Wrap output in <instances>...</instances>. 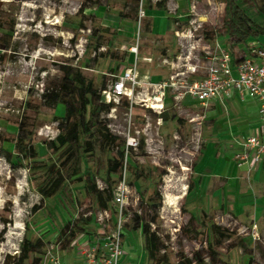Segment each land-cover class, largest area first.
I'll list each match as a JSON object with an SVG mask.
<instances>
[{
    "label": "rangeland",
    "instance_id": "1",
    "mask_svg": "<svg viewBox=\"0 0 264 264\" xmlns=\"http://www.w3.org/2000/svg\"><path fill=\"white\" fill-rule=\"evenodd\" d=\"M156 1L0 0V264H10L17 258L26 232L28 237H41L46 242L43 264L49 261L47 248L59 251L62 257L64 248L57 245L59 229L74 222L79 214L99 211L84 181L66 182L56 195L46 199L37 190L36 181H41L44 164L58 157L46 143L55 140L60 132L59 121L54 116L64 115L68 95L63 93L61 102L53 108L45 102L44 93L60 85L64 76L62 67L65 64L80 66L100 88L103 79L108 85L111 83L117 63H121V71L129 67L126 63L129 55L137 50L140 80L168 78L174 70L164 65L162 59L165 56L175 59L180 54L174 19L181 15L188 18L184 28L192 22H202L205 30H215L217 40H223L225 0H166V11L152 8ZM82 6L86 15L84 25H80ZM240 7L249 18L264 23V0L240 3ZM148 19L153 25L146 28ZM12 21L13 29L10 28ZM155 22L161 25L157 30H154ZM94 29L106 38L99 49L94 43ZM212 41L211 38L201 41L194 53L202 58V44L212 45ZM231 43L228 41L229 45ZM259 45H262L261 40L256 37L247 42L248 49ZM240 48V44L232 43L231 49L237 58L242 52ZM192 61L197 62L195 58ZM198 70L196 78L203 75L200 67ZM103 100L107 102L104 95ZM127 101L126 97L122 98L100 118L119 136V142H124V147L129 135L145 141L144 150L140 147L130 150L129 162L150 173L144 180H135L131 171L125 170L118 184L125 187L123 208L140 209L146 216L149 214L146 205L156 200L151 198L154 191L162 194L159 218L152 225L165 244L160 256L165 254L172 264H178L180 254L196 258L192 264H264V167L257 165L239 172L240 177L227 186L223 195L225 207L213 206L209 224L199 227L204 236L185 235L182 227L190 213L197 215L198 224L201 219L199 207L193 206L187 188L195 176L194 164L205 142V122L198 119L202 107L195 101L176 104L172 95L166 98L161 112L140 104L130 109ZM22 116L29 118L26 126L34 132L33 143L39 155L22 164H13L2 152L10 150L14 159L18 156V149L10 139L18 135ZM115 151V148L103 151L97 147L92 153L82 152L81 176L93 172L97 185L105 186L106 161ZM161 173L162 180L158 182ZM34 204H39L41 209L33 214ZM116 208L113 203L111 212L115 217ZM212 223L229 231L225 233L223 245L216 247L219 252L216 262L211 260L207 249V242L213 236L209 228ZM129 226L126 220L122 243L127 254L120 257L119 264L133 261L134 264H158L146 258L144 238L139 237L137 246L135 233L130 232ZM134 245L137 250L132 251L131 261L129 251L136 248Z\"/></svg>",
    "mask_w": 264,
    "mask_h": 264
},
{
    "label": "trees",
    "instance_id": "2",
    "mask_svg": "<svg viewBox=\"0 0 264 264\" xmlns=\"http://www.w3.org/2000/svg\"><path fill=\"white\" fill-rule=\"evenodd\" d=\"M256 0H225V10L223 16L222 29L227 37H235L236 42L246 45L251 37H256L261 40L262 47H264V23H258L249 18L240 3L252 2ZM157 10H167L166 0H158L151 6ZM84 7L79 10L81 16L80 25H84ZM177 23V29H181L188 25V18L182 16L174 19ZM1 23V21H0ZM150 20H146V28H149ZM14 21L11 22L10 28L13 29ZM107 29V28H106ZM207 38H215L216 31L206 30ZM92 35H95V47H99L104 43L105 36L100 34L97 29H94ZM227 44V43H226ZM8 46V45H7ZM112 55V54H111ZM114 55V54H113ZM237 61L234 60V63ZM121 67V63H117L115 70L112 74H117V70ZM63 80L58 87L52 92L47 89L44 93L45 102L50 107L56 108L61 102L62 94L68 95L65 100L64 115L54 116V119L59 121L60 132L55 140L46 143V147L58 153L55 161L49 164H44V172L41 176V181L37 182L36 186L38 192L43 198H50L56 195L62 188L65 187L66 182L78 180L85 182L86 191L92 195L100 205L99 210L108 209L111 211L109 202L113 200V190L120 182L124 175V158L125 148L124 142H119V136L114 134L108 126L101 120L102 113H108L114 106L113 102H105L103 100L102 91L107 87L106 79H103L100 88L97 87L93 78L87 77L80 66L72 64H65L62 67ZM128 106V102H126ZM27 116H22L21 126L19 133L16 137L10 139L14 142L15 149H18V156L14 159L13 153L10 150H4L2 153L5 158L13 164H22L24 160L35 159L38 157V150L33 143V130L29 129L27 124ZM179 119V118H177ZM97 147L103 151L115 148V155L106 161V178L105 186L99 187L96 182V175L93 172H88L84 177L81 176V153H92ZM145 141L140 140V148L144 150ZM128 153V166L126 170H130L135 180L145 179L150 172L142 166L139 168L129 162ZM112 174H116L117 178H113ZM162 180V173L158 177V182ZM193 181L190 180L187 188V194L190 192ZM151 198L156 200L151 205H146L149 209V214H139L132 211L128 218L130 222V229L138 230L144 236V244L149 260L155 261L158 264H172L169 257L163 254L160 256L161 250L165 247L160 240L157 232L152 229V223L156 222L159 218V208L162 203V194L154 191ZM141 206L144 207L143 202ZM185 212L186 208L182 207ZM41 209L39 204H34L31 208L32 213H36ZM112 213V212H111ZM126 213V212H125ZM117 216L112 214V219L115 221ZM210 212H202L200 223L198 224V217L190 214L187 223L182 227V232L185 235L193 233L195 236H204V232L198 230L200 226L209 224ZM93 221V213L87 212L79 214L74 222H69L60 228L58 241L61 247L71 244L76 237L84 233L86 230L85 225ZM11 221H7L9 223ZM210 230L213 234L212 239L207 243V249L210 258L213 262L219 260V252L216 247H220L224 243L225 233L229 231L227 228L212 223ZM6 229V228H5ZM29 225L26 230L28 231ZM46 242L43 238H30L27 232L24 234L20 243V252L10 264H42V252L46 249ZM196 258H188L180 254L178 264H192Z\"/></svg>",
    "mask_w": 264,
    "mask_h": 264
},
{
    "label": "built area",
    "instance_id": "3",
    "mask_svg": "<svg viewBox=\"0 0 264 264\" xmlns=\"http://www.w3.org/2000/svg\"><path fill=\"white\" fill-rule=\"evenodd\" d=\"M176 35L181 46L180 54L175 59H162L164 65H169L174 70L168 78L158 81L149 78L140 80L136 59L123 72L113 74L111 83L103 89L102 95L107 102L114 104L126 97L130 109L134 104H140L161 112L170 95L176 104L190 99L205 105L210 100L231 97L234 92L249 94L258 101L260 123L255 132L242 142V150L236 156L240 166L253 168L259 165L264 161V47L251 46L248 53L234 58L231 47L224 46L216 39L212 45L202 44L200 49L203 57L199 58L194 50L201 41L208 40L202 22H192L186 28L177 29ZM134 52L137 55V50ZM192 58L197 62L192 61ZM234 60L237 62L234 63ZM199 67L203 75L194 78ZM139 147L138 138L131 135L126 138L124 170L128 166V153ZM119 184L113 192V203L118 206L116 220L112 219V213L108 209L93 213V223L98 227L99 239L96 242L87 240L85 232L82 234L84 237L79 240L82 264H119L124 251L123 225L132 212L127 207L123 208L126 203L125 187ZM135 211L142 214L140 209ZM47 256L49 264H64L57 251L47 248Z\"/></svg>",
    "mask_w": 264,
    "mask_h": 264
},
{
    "label": "crops",
    "instance_id": "4",
    "mask_svg": "<svg viewBox=\"0 0 264 264\" xmlns=\"http://www.w3.org/2000/svg\"><path fill=\"white\" fill-rule=\"evenodd\" d=\"M148 20L151 21L150 27H152V20ZM160 27V22L154 23V30H157ZM175 30H177V27H175ZM217 38L216 33L215 38L212 40L215 41ZM228 41L233 43L236 42V39L235 37H227L224 34L221 43L226 47H231L232 43L229 45ZM240 45L242 46V48H240L242 52L239 56L248 53L249 49L247 48V44ZM234 53L235 51L233 52L234 58H237ZM136 59L137 55L134 52H131L128 62H126L127 65L131 66ZM117 72V74L123 72L121 71V67L117 70ZM153 79L163 80L166 78L153 77ZM191 101L194 100L187 99L184 103ZM200 105L202 107V112L200 113L198 119L205 122V142L202 145L201 154L197 159V162L194 164L195 176L191 179L193 181V185L188 194L191 197L190 199L192 200L193 206L199 207L198 209L201 216L202 212H210L216 204H218L220 208H224L225 206L222 203V199L223 195L226 194L227 186L237 181L236 179L240 177L238 175L239 172H244V170L246 171L249 168L247 165L240 166L236 155L242 150V142L248 136L252 135L259 126L260 117L258 101L249 94L241 95L238 92H234L231 97L210 100L205 105L201 103ZM259 166V168H262V166L264 167V161L261 162ZM112 177L117 178V175L112 174ZM212 202H214V204ZM96 204L99 208L100 205H98L97 201ZM112 204L113 200L109 202L111 207ZM190 214L196 215L194 212ZM84 228L86 230L85 232H87L86 234L88 235L86 238L87 240L96 242L99 239L98 227L93 223V221H91L88 225H85ZM130 232L135 233L136 244L138 246V243H140L139 237H142V239L144 238L141 229H130ZM82 234L83 233L79 234L75 241H72L70 245L63 247L64 251L61 252V260L64 264L83 263V258L80 253L81 243L79 241L82 237H84ZM134 247L136 246L134 245ZM143 247V253H145L146 258L149 259L145 244H143ZM133 250L136 252L137 247L130 249L129 251L132 257L130 259L131 261H133L134 257L132 253ZM126 254L127 253L123 251L122 255L124 256ZM134 262L135 261H133L132 264H134Z\"/></svg>",
    "mask_w": 264,
    "mask_h": 264
}]
</instances>
